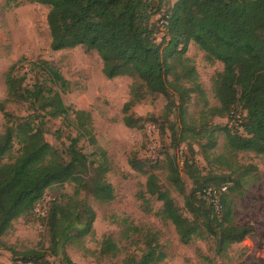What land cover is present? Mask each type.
I'll list each match as a JSON object with an SVG mask.
<instances>
[{"label": "trees", "instance_id": "obj_1", "mask_svg": "<svg viewBox=\"0 0 264 264\" xmlns=\"http://www.w3.org/2000/svg\"><path fill=\"white\" fill-rule=\"evenodd\" d=\"M34 1L50 8L47 20L52 51L81 47L87 53L97 52L108 80L131 79L130 99L123 107L127 128L143 131L149 122L160 125L162 136L169 130L167 148L172 153L166 151L162 160L143 162L133 156L128 161L134 171L147 177L146 190L139 194L146 204L143 210L152 213L150 199L161 202L157 216L175 227L183 245L213 238L217 255L252 236V227L235 223L234 196L242 195L246 184L251 185L247 180L250 169L239 164L238 156L264 155V0ZM160 34L164 36L158 42ZM191 42L204 52L209 63L223 65V71L212 78L217 106L209 105L196 66L186 56ZM27 63L30 67L24 72ZM30 74L35 75L32 85L27 84ZM68 90V81L47 61L21 58L7 72V97L0 104L5 118L0 135V241L15 221L33 212L53 186L75 185L74 195L65 196V203H55L45 219L55 247L73 241L82 244L94 232L96 213L86 200H80V193L88 191L101 205L115 200L114 187L106 179L110 167L105 155L104 162L96 166L98 162L90 161L78 147L82 139L92 135L93 117L90 112L77 111L70 120L71 110L62 98ZM148 96L167 99L162 116L134 115L133 109ZM194 96L202 103L197 118L189 112ZM9 104L26 106L32 114L15 116L7 110ZM238 108L244 114L237 128L213 125L215 118H232ZM46 117L62 119L76 131L67 158L46 140ZM221 134L225 137L224 153L216 156ZM183 145L188 147L184 156ZM195 146L205 160L229 174H203L193 157ZM158 169L167 170L170 187L183 196L192 219L177 205L171 190L159 183L154 172ZM92 172L94 176L88 180ZM182 173L192 182L189 193ZM223 186H228V191L221 196L219 213L206 191ZM134 231L143 236L145 246L140 257L129 254L123 264L163 263L166 256L157 235L137 228ZM119 252L112 238L102 243V254L117 256ZM45 257L32 251L22 262L42 264L39 261ZM65 259L73 264L68 256Z\"/></svg>", "mask_w": 264, "mask_h": 264}, {"label": "rangeland", "instance_id": "obj_2", "mask_svg": "<svg viewBox=\"0 0 264 264\" xmlns=\"http://www.w3.org/2000/svg\"><path fill=\"white\" fill-rule=\"evenodd\" d=\"M49 11L48 6L34 0H0V104L7 97V72L21 58H26L29 62L47 61L58 68L69 83V90L62 93V98L71 110L70 120L75 119L77 111L90 112L93 117L92 135L82 139L78 147L89 156L90 161L98 162L96 166L104 162L105 155L110 167L106 179L114 187L116 197L113 202L101 205L88 191L80 193V200H86L96 213L94 232L82 244L73 241L55 247L45 219L55 203H65V196L74 195L75 185L66 183L51 187L33 212L15 221L13 229L0 241V264H19L32 251L46 255L45 260L39 261L42 264H69L65 256L73 264H123L129 254L140 257L145 246L143 236L135 232L134 228L157 235V243L166 256L161 264H264V155L242 153L238 156L239 164L250 169L251 176L247 180L251 185L246 184L241 190L242 195L234 196L235 223L252 227L255 233L241 244L233 245L222 255H217L214 251L213 238L195 239L191 245H183L175 227L157 216L162 209L161 202L150 199L152 213L143 210L146 204L139 199V194L146 190L147 177L134 171L128 163L133 156L141 161H156L164 159L166 151L172 153L167 148L170 143L169 130L162 136L160 125L149 122L143 131L127 128L123 124V107L130 99L131 79L119 77L108 80L103 74V61L97 52L87 53L81 47L52 51L47 20ZM163 36L159 35L158 42L162 41ZM186 56L196 66L209 105L217 106L218 102L212 91V78L223 71V65L218 62L209 63L204 52L194 42L188 45ZM29 67L27 63L24 72ZM34 82L35 75L30 74L27 84L32 85ZM166 104L167 99L163 96H148L133 109V113L142 118H147L150 114L162 116ZM6 107L18 117L32 114L26 106L9 104ZM201 108L200 99L194 96L189 108L191 116L197 118ZM238 110L234 111L232 118H215L213 125L237 128L242 123L244 114L241 108ZM175 116L171 117L172 122L176 120ZM45 120L46 140L67 158L66 152L71 139L77 136L76 131L62 119L46 117ZM4 127L5 118L0 111V135ZM224 144L225 137L221 134L214 151L216 156L224 153ZM195 151L194 160L203 174H229L213 162L205 160L197 146ZM181 152L183 155L180 156H184L188 147L183 145ZM154 172L159 176V183L171 190L172 197L183 209L185 216L192 219L185 208L183 196L170 187L167 170L158 169ZM92 176L93 172L89 173L88 180ZM182 177L186 183V192L189 193L192 182L184 173ZM89 186L91 187L90 183ZM107 238H112L120 249L117 256L101 253L102 243Z\"/></svg>", "mask_w": 264, "mask_h": 264}, {"label": "built area", "instance_id": "obj_3", "mask_svg": "<svg viewBox=\"0 0 264 264\" xmlns=\"http://www.w3.org/2000/svg\"><path fill=\"white\" fill-rule=\"evenodd\" d=\"M228 191V186H223L220 189L210 188L206 191V195L212 201L213 205L217 208L220 213L222 210L221 196ZM19 264H37L35 262H19Z\"/></svg>", "mask_w": 264, "mask_h": 264}]
</instances>
